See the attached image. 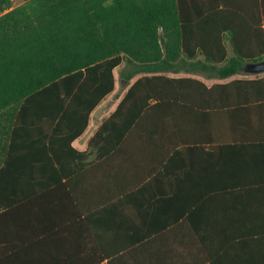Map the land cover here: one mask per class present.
<instances>
[{
  "label": "crops",
  "instance_id": "0c3cea01",
  "mask_svg": "<svg viewBox=\"0 0 264 264\" xmlns=\"http://www.w3.org/2000/svg\"><path fill=\"white\" fill-rule=\"evenodd\" d=\"M247 1L180 0L190 24ZM181 56L160 71L176 80L154 81L116 144L90 145L131 82L152 73L130 74L125 60L112 68V89L71 140L84 160H61L80 164L68 174L56 160L27 162L19 131L9 153L0 113V264H264V71L242 62L219 76L200 53Z\"/></svg>",
  "mask_w": 264,
  "mask_h": 264
},
{
  "label": "trees",
  "instance_id": "16d2710c",
  "mask_svg": "<svg viewBox=\"0 0 264 264\" xmlns=\"http://www.w3.org/2000/svg\"><path fill=\"white\" fill-rule=\"evenodd\" d=\"M246 4L229 12L206 10L190 24L180 0H0V113L9 116V153L19 131L27 162L45 157L60 164L59 174L76 170L80 164L63 169L61 160H84L86 152L71 140L112 89V68L122 60L132 64L130 74L152 73L131 82L90 145L116 144L155 96L154 81L176 80L160 71L176 69L181 54L200 53L203 66L218 63L219 76L263 59L264 0ZM241 18L242 40L235 24ZM223 32L230 34L231 55Z\"/></svg>",
  "mask_w": 264,
  "mask_h": 264
},
{
  "label": "water",
  "instance_id": "95a60500",
  "mask_svg": "<svg viewBox=\"0 0 264 264\" xmlns=\"http://www.w3.org/2000/svg\"><path fill=\"white\" fill-rule=\"evenodd\" d=\"M246 68L249 72L264 71V58L258 61L246 62Z\"/></svg>",
  "mask_w": 264,
  "mask_h": 264
},
{
  "label": "rangeland",
  "instance_id": "374dc122",
  "mask_svg": "<svg viewBox=\"0 0 264 264\" xmlns=\"http://www.w3.org/2000/svg\"><path fill=\"white\" fill-rule=\"evenodd\" d=\"M10 1V4L11 5H16V4H18V3H20V2H22V0H9ZM126 64V63H125ZM129 65V64H128ZM130 66V65H129ZM121 68H123V66H121ZM113 71H115V70H113ZM118 72H119V70L118 69H116V73L118 74ZM115 73V72H114ZM251 74V73H250ZM78 144V142H76V145Z\"/></svg>",
  "mask_w": 264,
  "mask_h": 264
}]
</instances>
